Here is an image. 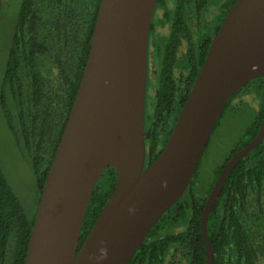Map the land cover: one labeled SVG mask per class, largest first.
I'll use <instances>...</instances> for the list:
<instances>
[{
	"label": "water",
	"instance_id": "95a60500",
	"mask_svg": "<svg viewBox=\"0 0 264 264\" xmlns=\"http://www.w3.org/2000/svg\"><path fill=\"white\" fill-rule=\"evenodd\" d=\"M156 2L101 0L24 264H128L185 192L228 100L252 79L264 77V0H235L164 148L147 164L148 43ZM263 139L264 118L211 188L201 216L206 264L214 260L208 234L212 207L233 166ZM109 166L116 170V186L79 248L91 196Z\"/></svg>",
	"mask_w": 264,
	"mask_h": 264
},
{
	"label": "trees",
	"instance_id": "16d2710c",
	"mask_svg": "<svg viewBox=\"0 0 264 264\" xmlns=\"http://www.w3.org/2000/svg\"><path fill=\"white\" fill-rule=\"evenodd\" d=\"M234 1L157 0L155 24L163 11L165 15L158 27L160 41L155 42L159 85L148 112L152 131L146 139L149 162L164 148ZM100 4L101 0H20L0 100L13 138L30 158L38 189L36 209L29 212L0 164V264H24L26 259L43 186L77 95ZM181 41L186 44L179 51ZM245 93L256 97L257 115L215 169L204 193L199 186L205 151L183 195L161 216L128 264H206L201 230L204 205L225 163L260 129L264 77L237 90L220 118ZM116 181V170L109 166L91 196L79 248ZM208 234L213 264L264 263V139L227 175L209 215Z\"/></svg>",
	"mask_w": 264,
	"mask_h": 264
},
{
	"label": "rangeland",
	"instance_id": "374dc122",
	"mask_svg": "<svg viewBox=\"0 0 264 264\" xmlns=\"http://www.w3.org/2000/svg\"><path fill=\"white\" fill-rule=\"evenodd\" d=\"M20 0H3L0 8V94ZM157 93V82L149 79L147 103ZM224 112L206 147L201 170L199 191L204 193L215 169L224 161L231 148L239 141L243 128L253 121L258 112L254 94L245 93ZM237 104V105H236ZM0 164L11 185L16 189L29 212L36 209L37 183L30 158L13 138L4 116L0 100ZM264 264V263H263Z\"/></svg>",
	"mask_w": 264,
	"mask_h": 264
},
{
	"label": "flooded vegetation",
	"instance_id": "af4514ba",
	"mask_svg": "<svg viewBox=\"0 0 264 264\" xmlns=\"http://www.w3.org/2000/svg\"><path fill=\"white\" fill-rule=\"evenodd\" d=\"M156 9H157V2H156V6H155V10L153 13V17H152V22H151V28H150V35H149V43H148V62H147V91H146V103H145V129H148L151 125L149 124L150 118L148 115V112L152 109V104L154 103V98L152 96H150L149 100L150 103H147V96H148V87H149V79L153 82H157V90H158V85H159V71L157 68V62L155 59L156 56V45L155 42L156 41H160V36H158V27L159 25L162 24L163 18L162 16L165 15V11H163L161 17L159 18V24L156 23L155 24V17H156ZM155 24V28H152V24ZM153 24V25H154ZM170 29V25L168 27ZM186 44V41H181L180 45L178 47L179 51H181V49L184 48ZM176 69L178 67H175ZM175 69V70H176ZM149 163L148 161V157H147V164Z\"/></svg>",
	"mask_w": 264,
	"mask_h": 264
}]
</instances>
